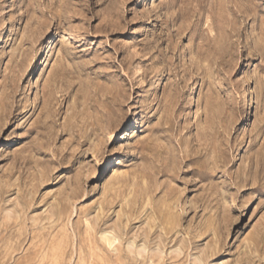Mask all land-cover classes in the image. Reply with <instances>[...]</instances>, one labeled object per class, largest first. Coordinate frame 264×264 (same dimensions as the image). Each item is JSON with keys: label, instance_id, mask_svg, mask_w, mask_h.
Returning a JSON list of instances; mask_svg holds the SVG:
<instances>
[{"label": "rangeland", "instance_id": "374dc122", "mask_svg": "<svg viewBox=\"0 0 264 264\" xmlns=\"http://www.w3.org/2000/svg\"><path fill=\"white\" fill-rule=\"evenodd\" d=\"M0 264H264V0H0Z\"/></svg>", "mask_w": 264, "mask_h": 264}, {"label": "bare ground", "instance_id": "6f19581e", "mask_svg": "<svg viewBox=\"0 0 264 264\" xmlns=\"http://www.w3.org/2000/svg\"><path fill=\"white\" fill-rule=\"evenodd\" d=\"M110 239V238H109Z\"/></svg>", "mask_w": 264, "mask_h": 264}]
</instances>
